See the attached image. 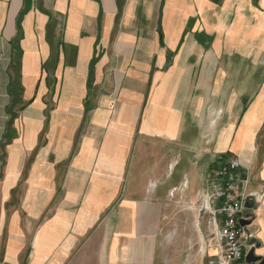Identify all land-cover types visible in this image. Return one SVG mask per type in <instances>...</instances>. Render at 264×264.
<instances>
[{"label": "crops", "instance_id": "1", "mask_svg": "<svg viewBox=\"0 0 264 264\" xmlns=\"http://www.w3.org/2000/svg\"><path fill=\"white\" fill-rule=\"evenodd\" d=\"M24 4L0 0V264H208L219 153L264 256V0H33L17 43Z\"/></svg>", "mask_w": 264, "mask_h": 264}, {"label": "built area", "instance_id": "2", "mask_svg": "<svg viewBox=\"0 0 264 264\" xmlns=\"http://www.w3.org/2000/svg\"><path fill=\"white\" fill-rule=\"evenodd\" d=\"M206 181L210 201L214 207L216 227L208 240V264H258L247 260L250 246L246 242L244 218L245 202L255 195L249 192L248 178L243 174L241 160L229 153L217 154L208 171Z\"/></svg>", "mask_w": 264, "mask_h": 264}, {"label": "water", "instance_id": "3", "mask_svg": "<svg viewBox=\"0 0 264 264\" xmlns=\"http://www.w3.org/2000/svg\"><path fill=\"white\" fill-rule=\"evenodd\" d=\"M250 198L253 199V201L251 202L250 201ZM254 198L253 197H248L246 199V206L247 207H253L254 206ZM240 223L243 225V226H246V225H249L251 222L250 221H247L245 219H241L240 220ZM247 244L250 246L249 248V251L247 253V260L248 261H251V262H254V263H258V264H264V256H257L255 255V250L257 247H259L260 245V242L255 239V238H248V242Z\"/></svg>", "mask_w": 264, "mask_h": 264}, {"label": "trees", "instance_id": "4", "mask_svg": "<svg viewBox=\"0 0 264 264\" xmlns=\"http://www.w3.org/2000/svg\"><path fill=\"white\" fill-rule=\"evenodd\" d=\"M32 1L33 0H25V4H24V7H23V9L21 10V13L19 14V17H18V29H19V31H18V35H17V37L15 38V42H19V40H20V38L22 37V32H21V24H20V22H21V19H22V15L27 11V10H29L30 9V7H31V5H32ZM19 53H20V51H19ZM18 57H19V55H18ZM91 69H92V67H91ZM90 81V80H89Z\"/></svg>", "mask_w": 264, "mask_h": 264}, {"label": "rangeland", "instance_id": "5", "mask_svg": "<svg viewBox=\"0 0 264 264\" xmlns=\"http://www.w3.org/2000/svg\"><path fill=\"white\" fill-rule=\"evenodd\" d=\"M213 234V233H212ZM212 234H210L208 237H207V244H208V240L212 237ZM209 251H211L212 252V250H209Z\"/></svg>", "mask_w": 264, "mask_h": 264}]
</instances>
